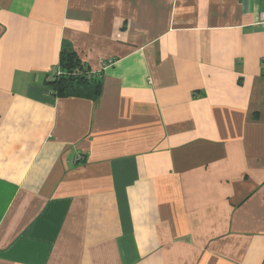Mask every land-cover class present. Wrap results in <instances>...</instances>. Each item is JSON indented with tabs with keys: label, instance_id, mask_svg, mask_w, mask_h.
Masks as SVG:
<instances>
[{
	"label": "crops",
	"instance_id": "0c3cea01",
	"mask_svg": "<svg viewBox=\"0 0 264 264\" xmlns=\"http://www.w3.org/2000/svg\"><path fill=\"white\" fill-rule=\"evenodd\" d=\"M264 0H0V264H264ZM63 45L101 93L57 97Z\"/></svg>",
	"mask_w": 264,
	"mask_h": 264
},
{
	"label": "trees",
	"instance_id": "16d2710c",
	"mask_svg": "<svg viewBox=\"0 0 264 264\" xmlns=\"http://www.w3.org/2000/svg\"><path fill=\"white\" fill-rule=\"evenodd\" d=\"M102 81V74L94 73L75 51L63 45L56 73L48 75L47 84L57 97L89 95L97 99Z\"/></svg>",
	"mask_w": 264,
	"mask_h": 264
},
{
	"label": "built area",
	"instance_id": "2783aa9c",
	"mask_svg": "<svg viewBox=\"0 0 264 264\" xmlns=\"http://www.w3.org/2000/svg\"><path fill=\"white\" fill-rule=\"evenodd\" d=\"M258 24L260 25H264V12H262L259 16V20H258ZM113 61L109 60V61H103L102 62V66H101V70L99 72H94L98 75L102 74L103 75V71L109 67H111L113 65ZM263 63H264V57H263ZM56 73V67L53 69L51 74H55Z\"/></svg>",
	"mask_w": 264,
	"mask_h": 264
}]
</instances>
